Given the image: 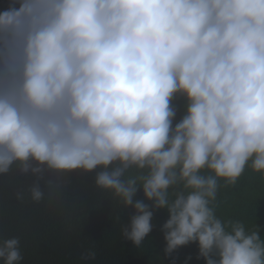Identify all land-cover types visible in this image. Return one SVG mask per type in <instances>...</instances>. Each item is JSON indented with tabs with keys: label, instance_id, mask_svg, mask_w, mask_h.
Wrapping results in <instances>:
<instances>
[{
	"label": "clouds",
	"instance_id": "clouds-1",
	"mask_svg": "<svg viewBox=\"0 0 264 264\" xmlns=\"http://www.w3.org/2000/svg\"><path fill=\"white\" fill-rule=\"evenodd\" d=\"M247 170L264 176V0H12L0 12V176L35 177L17 200L91 176L134 210L116 222L135 247L166 209V256L196 243L205 264H264L259 227L217 214ZM22 260L18 237L0 240V264Z\"/></svg>",
	"mask_w": 264,
	"mask_h": 264
},
{
	"label": "trees",
	"instance_id": "trees-1",
	"mask_svg": "<svg viewBox=\"0 0 264 264\" xmlns=\"http://www.w3.org/2000/svg\"><path fill=\"white\" fill-rule=\"evenodd\" d=\"M11 3L0 0V12ZM48 178L54 177L48 174ZM34 180L31 174L0 176V240L19 238L22 264H205L203 258L197 259L196 243L165 255L161 228L168 219L166 209L154 211L153 230L145 244L137 248L123 238L116 222L121 216V224H128L134 210L123 212L110 194L94 186L91 176H65L58 194L49 197L46 191L39 203L33 202L30 195L17 200V188H26ZM136 199H144L142 191ZM217 214L244 221L249 227L256 224L264 236V176L247 170L237 186L221 189ZM89 249L96 252L95 260H82Z\"/></svg>",
	"mask_w": 264,
	"mask_h": 264
}]
</instances>
